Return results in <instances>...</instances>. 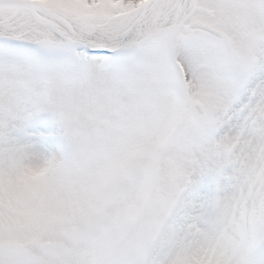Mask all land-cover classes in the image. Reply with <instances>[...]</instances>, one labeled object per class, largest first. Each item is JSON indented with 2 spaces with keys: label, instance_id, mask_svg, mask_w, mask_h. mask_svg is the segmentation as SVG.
<instances>
[{
  "label": "snow or ice",
  "instance_id": "6c2138e0",
  "mask_svg": "<svg viewBox=\"0 0 264 264\" xmlns=\"http://www.w3.org/2000/svg\"><path fill=\"white\" fill-rule=\"evenodd\" d=\"M0 264H264V0H0Z\"/></svg>",
  "mask_w": 264,
  "mask_h": 264
}]
</instances>
